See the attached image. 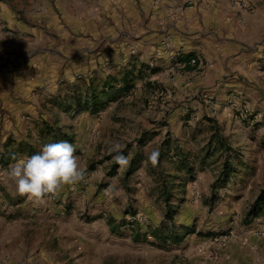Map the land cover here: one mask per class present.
Here are the masks:
<instances>
[{"label":"rangeland","instance_id":"obj_1","mask_svg":"<svg viewBox=\"0 0 264 264\" xmlns=\"http://www.w3.org/2000/svg\"><path fill=\"white\" fill-rule=\"evenodd\" d=\"M89 1L99 14L111 0ZM136 2L149 18L163 16L147 41L128 30L125 45L117 38L106 50L97 40L89 48L80 30L77 63L64 58L65 50L44 52L46 73L58 65L62 73L57 83L45 73V117L37 126L52 122L60 126L52 133L76 141L85 176L36 204L8 178L16 155L2 162L0 264H199L264 224L257 222L264 214L249 217L264 189V98L257 94L216 117V100L200 91L199 73L181 69L186 60L170 52L172 38L156 32L219 4L234 14L237 29L252 30L264 21V0ZM38 133L34 145L41 150L52 139ZM115 142L126 145L124 169L108 154ZM153 151H159L155 167L148 162Z\"/></svg>","mask_w":264,"mask_h":264},{"label":"crops","instance_id":"obj_2","mask_svg":"<svg viewBox=\"0 0 264 264\" xmlns=\"http://www.w3.org/2000/svg\"><path fill=\"white\" fill-rule=\"evenodd\" d=\"M129 1L111 0L98 14L89 0H0V173H7L1 167L6 159L13 160L16 155L19 160L40 152L34 145L37 132L44 139L47 127L60 129L52 122L49 126L47 122L41 128L37 126L42 121L40 116L45 117L40 100L46 91L41 89L46 74L53 72L51 79L57 83L62 73V65L46 73L44 52L57 54L55 50H65L68 54L64 58L72 65L78 60L80 30H85L89 37L87 47L94 48L97 40L100 46L104 44L103 49L110 48L109 44L112 46L117 38L115 44L125 45L127 37H131L128 30H136L134 38L139 42L154 34V25L163 16L159 18L156 12L149 18L136 0L131 13L127 9ZM216 6L196 10L156 32L172 38L170 52L175 58L190 54L199 59L202 70L195 79L200 91L216 100V117H221L231 112V107L247 104L246 100H253L257 94L264 98V21L254 22L252 30H239L234 14L223 5ZM243 23L247 25L245 17ZM228 99L230 106L221 109ZM207 107L205 104V111H209ZM61 136L56 140L65 141ZM70 143L75 145L76 141ZM263 227L264 224L242 234L223 250L209 253L199 264H264V234L257 235Z\"/></svg>","mask_w":264,"mask_h":264},{"label":"clouds","instance_id":"obj_3","mask_svg":"<svg viewBox=\"0 0 264 264\" xmlns=\"http://www.w3.org/2000/svg\"><path fill=\"white\" fill-rule=\"evenodd\" d=\"M126 145L115 142L108 149L113 162L121 169L126 168L130 159L124 155ZM76 149L67 141L48 143L42 146L38 154L25 156L10 166L7 175L15 182L18 195L25 196L36 204L45 202L46 195H55L65 186H75L85 176V169L74 154ZM159 151L148 156L153 167L158 164ZM147 166V165H146Z\"/></svg>","mask_w":264,"mask_h":264},{"label":"trees","instance_id":"obj_4","mask_svg":"<svg viewBox=\"0 0 264 264\" xmlns=\"http://www.w3.org/2000/svg\"><path fill=\"white\" fill-rule=\"evenodd\" d=\"M190 57H191V55H188V56H186L183 59L188 61ZM192 68H194V67H192ZM91 103H93V106L97 105V102H93L92 100H91ZM87 104H89V103H87ZM94 112H96V110H94ZM45 130H46V135H50L53 143L59 142L58 140H56L58 135L52 133V132H56V131L59 132V130H56V129H54V130L52 129L51 130L50 127H47ZM61 137H63V139H65V141L67 140V142H69V143L72 141V138L70 136L65 135V134H63V136H61ZM5 162H7V161H5ZM262 214H264V189H262L259 192L255 202L251 206L250 211H249V217L251 219H253V218H256V217H258L259 215H262Z\"/></svg>","mask_w":264,"mask_h":264},{"label":"built area","instance_id":"obj_5","mask_svg":"<svg viewBox=\"0 0 264 264\" xmlns=\"http://www.w3.org/2000/svg\"><path fill=\"white\" fill-rule=\"evenodd\" d=\"M179 65H180L179 67L181 69H185L187 66L194 67L195 71L197 73H201V70H202L201 64L198 61L196 62V60H194V59L186 61V62H183V63H181ZM262 234H264V228L261 231L257 232V235H262ZM224 238H226V237H224Z\"/></svg>","mask_w":264,"mask_h":264}]
</instances>
